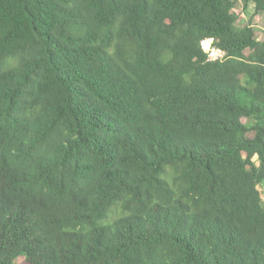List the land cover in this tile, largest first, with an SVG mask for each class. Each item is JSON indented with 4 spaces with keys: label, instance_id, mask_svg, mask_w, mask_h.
Returning a JSON list of instances; mask_svg holds the SVG:
<instances>
[{
    "label": "trees",
    "instance_id": "trees-1",
    "mask_svg": "<svg viewBox=\"0 0 264 264\" xmlns=\"http://www.w3.org/2000/svg\"><path fill=\"white\" fill-rule=\"evenodd\" d=\"M233 9L0 0V264H264V38Z\"/></svg>",
    "mask_w": 264,
    "mask_h": 264
},
{
    "label": "rangeland",
    "instance_id": "rangeland-1",
    "mask_svg": "<svg viewBox=\"0 0 264 264\" xmlns=\"http://www.w3.org/2000/svg\"><path fill=\"white\" fill-rule=\"evenodd\" d=\"M234 12L237 14V22L238 26H242L246 23H250L255 29L256 36L259 40L264 38L262 33V25L264 19V13L255 12L252 3H248L245 7L243 6V0H234ZM242 121H246L245 118H242ZM259 190L261 194L264 196V186L260 185ZM18 264H25L24 259L22 257L18 258Z\"/></svg>",
    "mask_w": 264,
    "mask_h": 264
},
{
    "label": "built area",
    "instance_id": "built-area-1",
    "mask_svg": "<svg viewBox=\"0 0 264 264\" xmlns=\"http://www.w3.org/2000/svg\"><path fill=\"white\" fill-rule=\"evenodd\" d=\"M201 48L206 53V60H220V54L225 51L213 43V38H204L200 41Z\"/></svg>",
    "mask_w": 264,
    "mask_h": 264
},
{
    "label": "bare ground",
    "instance_id": "bare-ground-1",
    "mask_svg": "<svg viewBox=\"0 0 264 264\" xmlns=\"http://www.w3.org/2000/svg\"><path fill=\"white\" fill-rule=\"evenodd\" d=\"M223 56H224V53L222 54V56L220 57V59H222V58H223Z\"/></svg>",
    "mask_w": 264,
    "mask_h": 264
}]
</instances>
